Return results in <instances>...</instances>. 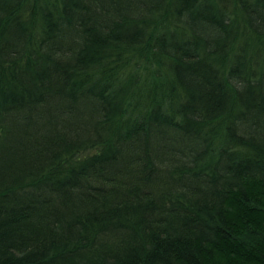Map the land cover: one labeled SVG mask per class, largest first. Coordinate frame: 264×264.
I'll return each instance as SVG.
<instances>
[{
    "label": "trees",
    "instance_id": "16d2710c",
    "mask_svg": "<svg viewBox=\"0 0 264 264\" xmlns=\"http://www.w3.org/2000/svg\"><path fill=\"white\" fill-rule=\"evenodd\" d=\"M0 264H264V0H0Z\"/></svg>",
    "mask_w": 264,
    "mask_h": 264
}]
</instances>
